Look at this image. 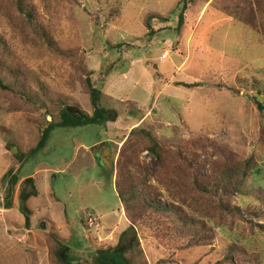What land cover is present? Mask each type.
Segmentation results:
<instances>
[{
	"label": "rangeland",
	"instance_id": "374dc122",
	"mask_svg": "<svg viewBox=\"0 0 264 264\" xmlns=\"http://www.w3.org/2000/svg\"><path fill=\"white\" fill-rule=\"evenodd\" d=\"M15 1L0 0V77L15 90L0 89V264H54L57 241L71 264H92L96 250L115 246L123 234L129 245L133 232L115 177L135 127L153 133L164 154L160 163L139 149L128 167L139 194L141 183L160 192L174 185L188 198L194 178L212 176L215 165L240 157L257 163L241 193L251 212L232 230L214 228L189 245L191 228L177 226L163 238L137 224L138 260L264 264V207L255 200L264 193V109L257 105L264 104V0H239L238 9L258 25L226 15L213 0H196L180 26L179 0H19L22 10ZM87 78L115 119L55 126L32 152L62 106L92 114ZM11 168L20 181L7 209L1 179ZM28 177L36 194L27 202V227L19 191ZM158 201L171 203L162 195ZM234 242L249 247L234 251Z\"/></svg>",
	"mask_w": 264,
	"mask_h": 264
},
{
	"label": "trees",
	"instance_id": "16d2710c",
	"mask_svg": "<svg viewBox=\"0 0 264 264\" xmlns=\"http://www.w3.org/2000/svg\"><path fill=\"white\" fill-rule=\"evenodd\" d=\"M195 1L196 0H179L175 11L177 12L179 26L183 23L184 14L189 8V5ZM15 3L17 8L22 10V2L16 0ZM215 3L221 7L222 12L226 15L233 16L236 19L242 20L244 23L248 21L247 24L258 25L256 21H253V18L248 20L246 14L243 15V12H241L242 8L238 9L239 0H213L212 4L215 5ZM27 15L30 24L31 19L29 14ZM149 17L150 18L146 21V26L151 29L150 20L155 18V16ZM1 44L0 39V45ZM1 63L0 59V65ZM87 81L94 107L92 114L82 112L73 106H62L59 111L60 120L58 122L52 120L47 123L45 129L41 131L39 141L36 146L32 148V152L38 151L44 147L50 130L55 126L69 127L104 124L106 121H113L115 119V117L111 115V113L115 114V112L100 105L99 97L97 96L99 94L98 90L92 85L88 78ZM182 85L192 87L196 84L183 83ZM0 89L15 91L12 86L4 82L2 77H0ZM258 93L264 96V93L260 90ZM23 96H26V94ZM20 98H22V96ZM257 105L258 108L264 109L263 102H257ZM127 138L121 150V155L122 157L124 156V159L123 161H119L118 164L115 177V190L120 199L121 207L126 211L129 229L133 232V238L129 245L124 246L122 243L123 234L121 236V241L115 246L96 250L92 259V264H148L143 258L142 260H138L139 255L134 254V252L140 248V241L136 234L137 224L141 227L155 228V235H160L163 238L170 237L177 226H179L182 231H185L186 228H191L192 231L189 236V245H191L196 242L199 235L204 232L209 233L214 228H219L223 232L232 230L238 220H243L246 214L251 212L250 205H245V200L241 193L248 175H251L257 168V163L252 157L249 159L240 157L236 158V160L231 163L215 165L212 176L205 175L206 179L203 178L202 181L195 177L191 186L195 194L188 198H185L181 194L182 191L180 187L174 185L160 192L157 186H151L152 188H149L145 187L144 183H141L139 186H142V193L139 194L132 181L128 167L132 164L133 159L136 158L141 148L150 151V153L162 163L164 161L163 146L153 133L143 127L133 128L129 132ZM217 151L225 155V153H223L224 150L221 148L218 147ZM20 167L19 165V170ZM1 181L6 185L5 196L2 203L4 207L8 209L12 206L13 194L17 183L20 181L17 175V169L11 168L5 172ZM139 186H137V188ZM27 187L32 188V190L28 191ZM35 194L34 179L32 177L25 178L21 181L19 210L24 214V223L27 227L30 225L31 214L27 202L30 197L35 196ZM150 194L154 197L153 201L149 199ZM161 195L166 196L167 201L171 203H160L158 201V196ZM255 200L260 201V204H262L261 207H264V193L261 190H258L255 195ZM186 211H188L189 214H187ZM228 215L232 217L230 221H227ZM90 216H88L87 219ZM260 230L264 233V226H261ZM234 243V251H242V249L249 247L247 245H237V242ZM255 250L257 253L261 252L260 248L255 247ZM139 252L141 254V250H139ZM51 253L54 264H71L66 258L64 244L61 242L57 241V246ZM229 257L228 255L227 258L229 259ZM259 258H261V254ZM229 262L230 264H234V262Z\"/></svg>",
	"mask_w": 264,
	"mask_h": 264
},
{
	"label": "crops",
	"instance_id": "0c3cea01",
	"mask_svg": "<svg viewBox=\"0 0 264 264\" xmlns=\"http://www.w3.org/2000/svg\"><path fill=\"white\" fill-rule=\"evenodd\" d=\"M105 152H107V150H105ZM102 162H103V160H102ZM104 163H105L104 167H106L107 170L109 169V171H112V169H113L112 165L109 162H106L105 160H104Z\"/></svg>",
	"mask_w": 264,
	"mask_h": 264
},
{
	"label": "water",
	"instance_id": "95a60500",
	"mask_svg": "<svg viewBox=\"0 0 264 264\" xmlns=\"http://www.w3.org/2000/svg\"><path fill=\"white\" fill-rule=\"evenodd\" d=\"M16 151H17L16 147H12V148H11V152H12L13 154H15Z\"/></svg>",
	"mask_w": 264,
	"mask_h": 264
},
{
	"label": "built area",
	"instance_id": "2783aa9c",
	"mask_svg": "<svg viewBox=\"0 0 264 264\" xmlns=\"http://www.w3.org/2000/svg\"><path fill=\"white\" fill-rule=\"evenodd\" d=\"M92 218H95V217L90 216V217L88 218V220H89V221H92V220H93Z\"/></svg>",
	"mask_w": 264,
	"mask_h": 264
}]
</instances>
